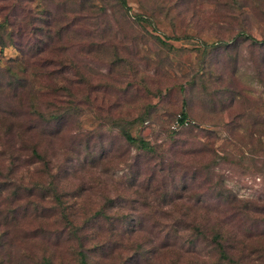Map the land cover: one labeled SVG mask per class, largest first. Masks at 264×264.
I'll list each match as a JSON object with an SVG mask.
<instances>
[{
	"label": "rangeland",
	"instance_id": "obj_1",
	"mask_svg": "<svg viewBox=\"0 0 264 264\" xmlns=\"http://www.w3.org/2000/svg\"><path fill=\"white\" fill-rule=\"evenodd\" d=\"M125 1L129 11L119 0L40 1L61 23L75 16L84 35L75 41L80 47L75 46L77 53L72 54L83 73L81 79L89 84L79 87L76 113L58 124L45 125L40 120L38 113L46 111L47 105L44 89L37 90L38 113L33 116L26 92L22 96L18 81L8 78L7 69L33 79L48 62V54L40 60L35 56L37 45L45 47L43 37L36 38V45L30 41L31 33L23 35L13 29L17 44L13 47L8 45L6 32L0 31L4 43L0 47V264H44L43 258L51 259V264H68L75 242L67 239L71 229L67 220L83 224L100 246H105L93 250L89 243L84 244L91 264H222L206 240L198 241L196 254L177 256V249L184 244L180 238H165L169 216L161 211L152 218L146 210L127 209L132 190L126 188L122 202L116 203L122 205L121 210L105 209L104 215L93 217L97 219H85L106 207V199L121 195L123 175L133 162L128 163L134 158V149L112 126L117 119L129 123L133 136L163 149H168L170 135L178 138L192 126L201 124L211 130L208 139L198 138L212 144L209 153L191 154L201 147L193 142L183 148L185 155L167 154L166 159H176L178 164L183 163L181 157L186 159V167L173 165L171 171L196 173L189 193L206 197L205 203L224 219L226 228L233 227L240 234L244 244L264 248V148H252L250 153V131L245 123H238L240 129H230L231 143L226 141L229 133L225 127L229 116L239 111H245V119H264V45L251 41L264 38V0ZM26 8H34V4ZM241 32L247 38L238 36ZM224 42L229 43L228 49ZM94 45L101 47L97 51ZM30 55L35 57L34 63H27ZM29 65L30 71L23 73ZM209 71L221 77L216 80ZM191 79L193 86L187 83ZM230 81L237 85L232 87L244 89L242 96L227 112L223 109L221 114L218 108V113H211L208 100L213 89L226 87ZM219 97L227 99V95ZM219 97H212V107L218 106ZM183 100L188 124L173 128ZM57 107L58 103L51 106L53 114ZM32 145H37L43 161L29 157ZM212 149L217 151V165L208 171L205 166L212 159ZM101 154L102 159L90 167V157ZM139 162L147 174L153 162L148 164L144 158ZM219 180L222 190L235 194V207L228 203L212 207L216 190L209 187ZM54 190L63 206L70 203V196L76 197L74 218L68 217L70 207H56ZM246 201L249 207H237ZM131 228L134 232L129 236Z\"/></svg>",
	"mask_w": 264,
	"mask_h": 264
},
{
	"label": "trees",
	"instance_id": "obj_2",
	"mask_svg": "<svg viewBox=\"0 0 264 264\" xmlns=\"http://www.w3.org/2000/svg\"><path fill=\"white\" fill-rule=\"evenodd\" d=\"M40 1L41 0H0V31L6 32L5 35L8 37V45L11 44L13 47H17V44H15V33L13 29H16V33H22L23 35H25L26 32L31 33L33 38H31L30 41H33L36 45L38 43L36 38L43 37L42 41L44 42L45 47L40 48V45H37L39 49L35 50V56L38 55L37 59L40 60L43 58V55L48 54V56H50L48 62H45L39 67V70L33 74V79L22 78L19 74L16 75L14 71L7 69V72L9 73L8 78H10L9 81L11 82L18 81L19 87L23 90L21 95L26 92L29 111L33 116L38 113L36 108L38 101L35 103L37 90L44 89L43 94H45L47 98V105L45 107L46 111L40 112L38 115L41 122L46 123L45 125L51 123L58 124L72 112L73 114L76 113L75 110L80 104L77 99L81 93L79 87H81V84H89L88 81L81 79L83 73L79 71V64H77L72 54V52L77 53V51H74L73 49L75 46L80 47L79 42L75 43V41H80L79 38L84 35L81 33L82 30L78 29L79 25L76 23L75 16L70 20L62 19L64 21L61 23L59 21L60 18L53 16L49 9L45 8L43 2ZM28 4H34V8L27 9L26 5ZM119 4L124 10H130L125 0H119ZM79 6L81 7V5ZM23 24L25 26L24 29L21 28ZM70 31L71 34L68 35ZM238 36L247 38L242 32L239 33ZM251 41L255 45H264V38L261 41H255L254 39H251ZM0 47H4V43L1 39ZM100 47L101 45H94L93 49L98 51ZM223 47L228 49L230 47L229 43L224 42ZM69 53L71 55H69ZM30 62H35V57L32 55H30V60L27 61V63ZM208 66L213 68L211 65ZM30 68H32L31 65L23 68L22 72L27 73L30 71ZM208 74L213 76L216 80L221 77L217 72L213 74L209 71ZM233 74H235V70H233ZM192 80L193 79H191L190 82H187L191 86L194 84V81ZM232 84L237 86L230 81V84L228 85L227 83L226 85L228 86L226 87L221 86L215 90L213 89V93L209 96L210 99L208 100L209 108L211 107L209 109L211 113H218L216 112V109L218 108L219 113L221 114L222 112H225V110L227 112V109L231 106L230 104H233L236 99H239L242 96L244 89H241L240 87L236 88L235 86L232 87ZM261 84H263V81H261ZM69 87H71V90L73 87L74 92H71ZM181 89H184V87L181 86ZM224 95H227V99L223 100L222 97H219ZM14 96H17V88L14 90ZM212 97L214 100L215 97L220 98L217 107H212V103H215ZM49 101H51V103ZM54 103H58V107L54 108V110H56L55 114L51 112L53 110L51 109V106L53 107ZM182 105L177 119L179 128H184L183 124L187 123L186 111L184 109L186 106V100L182 101ZM223 109L225 110L222 111ZM80 112L81 110L78 115ZM229 118V121L225 124L227 132L229 133L226 141H230V143L234 141V139H232L233 132L230 129H240L241 126L238 123L241 122L245 123L250 131L248 133V138H250L248 140L251 144L249 149L251 151L250 153H252V148H264V119L259 118L258 116H251L249 119H245V111L232 113ZM140 121L142 120L140 119ZM111 123L113 124L112 126L115 125V127L118 128V132L123 138L125 144L134 149V158H131L128 163L131 161L133 162L129 164L130 166L128 165L127 172L123 175L122 180L125 185L121 184V195L119 197L115 196L106 199V207L102 208L101 211H94L92 214L86 215L85 219H97V217H93L95 215H104L106 212L105 209L113 210L114 208L120 207L116 210H121L123 208L122 205L116 206V203L118 202L117 204H119L122 202L120 199L123 198L124 195L122 194H124V192L132 190V196L131 198H128L129 204L125 205L127 209L131 208L133 211H139V213L146 210L152 218L156 213L161 211L164 214H167L166 216H169L168 220H170V222H166L167 229L164 233L165 238H180L184 244L181 248L177 249V256L181 255V257H183L196 254V244L198 241L206 240L213 246V256L215 258L217 257L218 261L222 264H247L249 262L260 264L261 262H264V248L252 247L244 244V239L242 240V238L239 237L240 234L235 231L233 227L227 225L226 228L224 219H222L217 213H214V209H210L205 203L207 201L206 197L201 194L192 195L189 193L196 180V173H189L186 171L178 172L177 169L172 173L171 167L173 165H184L186 167L185 157H181L182 164H178L176 159H166L170 154L176 155L177 153L179 156L187 154V151L183 148L185 145L193 142L199 144L201 147L191 151V154L202 151L209 153V147H212V144L204 141L200 142L198 141V138L204 137L208 139V137L212 135L211 130L201 124L194 127L192 126V128H188L184 132L179 133L180 137L178 138H175L174 135H170V145H168V149H163L160 145H152L143 138L133 136L130 132V128L127 127L129 124L128 122L117 119ZM191 123L192 122H190V124ZM258 123H262L263 125L258 126ZM22 148L23 147H20L19 150ZM233 149L241 150L236 146H234ZM37 151V145L29 146V157L43 161L44 159L41 158L42 156ZM211 152L213 153L212 159L205 166L208 171L210 170V167H215L217 165L216 162L218 159L216 154L217 151L212 149ZM103 156L105 157V155ZM142 158L148 160V164H150L151 161L153 162L152 168L148 166L149 172L147 171V174L141 170L139 160ZM99 159H102V154L90 157L87 163L91 165L90 167H95L96 162ZM180 175L181 177H179ZM167 182L170 183L167 184ZM156 183H158L157 186L155 185ZM221 183L222 181L219 180L217 184H213V186L209 187L212 192L216 190V198L214 202H211L214 203V206L212 207H219L220 205L227 203L233 204V207H235L237 201L235 194L229 189L222 190V187L220 186ZM51 184V186L54 187V184ZM123 188H126L127 190L123 191ZM156 192L158 193L156 194ZM52 197L55 201L56 207H70L71 209L68 211V217H75L76 210L73 207H78L75 199L76 197L70 196V203L64 206L60 203V195L57 191H53ZM248 204L250 205V202L246 201L237 207H249ZM160 205L162 207H160ZM65 212H62V217L66 219L67 215ZM67 221L71 227L69 230L70 237L68 236L67 239L68 241L75 242V245L70 250V255L72 257L67 263L91 264V255H88L85 252L84 244L89 243L93 250H100L105 246H100L95 240V236L90 235L88 231L89 229L83 227V224L75 225L72 223V220ZM128 221L130 222V225L134 224L132 219L129 220V217ZM128 230L130 232L128 235L131 236L134 231L132 228ZM230 231H233V234L230 233ZM231 241H234L236 244L228 245ZM102 242H104L103 239ZM87 250H89V248H87ZM43 263L51 264V259L43 258Z\"/></svg>",
	"mask_w": 264,
	"mask_h": 264
},
{
	"label": "built area",
	"instance_id": "obj_3",
	"mask_svg": "<svg viewBox=\"0 0 264 264\" xmlns=\"http://www.w3.org/2000/svg\"><path fill=\"white\" fill-rule=\"evenodd\" d=\"M186 125H187V123L183 124V126H186ZM176 127H178V123H176V125L173 126V128H176Z\"/></svg>",
	"mask_w": 264,
	"mask_h": 264
}]
</instances>
